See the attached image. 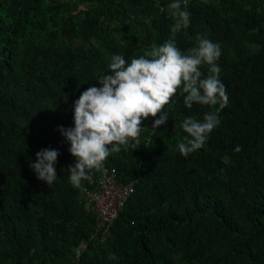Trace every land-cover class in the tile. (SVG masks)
Wrapping results in <instances>:
<instances>
[{"label": "trees", "instance_id": "1", "mask_svg": "<svg viewBox=\"0 0 264 264\" xmlns=\"http://www.w3.org/2000/svg\"><path fill=\"white\" fill-rule=\"evenodd\" d=\"M182 1L190 24L175 44L220 45L228 104L185 157L183 120L214 109H188L178 91L165 125L143 121L138 149L87 173L90 190L102 171L132 183L101 233L69 182L76 158L60 129L114 55L130 62L170 38L173 0H0V264H264V0ZM42 149L59 153L50 187L30 169Z\"/></svg>", "mask_w": 264, "mask_h": 264}, {"label": "clouds", "instance_id": "2", "mask_svg": "<svg viewBox=\"0 0 264 264\" xmlns=\"http://www.w3.org/2000/svg\"><path fill=\"white\" fill-rule=\"evenodd\" d=\"M166 11L175 24L165 43L130 62L123 55H114L98 82L100 86L86 89L74 102V127L60 129L71 145L70 154L76 158L75 165L67 169L74 188H80L89 171L101 169L103 162L122 147L138 149L143 121L154 118V130L165 125L168 115L164 108L178 91L184 96L186 108L199 104L214 109L205 112L202 121L190 116L183 120L181 128L187 135L177 144L181 155L187 157L201 149L219 125V113L229 100L219 78L220 45L198 37L196 47L181 52L175 44L176 34L189 27L190 13L182 8L181 0H173ZM202 66L208 69L206 75L200 70ZM58 155L56 150L42 149L30 165L36 179L48 187L57 178L54 165Z\"/></svg>", "mask_w": 264, "mask_h": 264}, {"label": "built area", "instance_id": "3", "mask_svg": "<svg viewBox=\"0 0 264 264\" xmlns=\"http://www.w3.org/2000/svg\"><path fill=\"white\" fill-rule=\"evenodd\" d=\"M185 0L182 1L184 4ZM132 192V183L117 184L112 176L102 171L94 190L80 187V193L85 200L86 207L95 214L97 232L104 233L121 210L125 198Z\"/></svg>", "mask_w": 264, "mask_h": 264}]
</instances>
